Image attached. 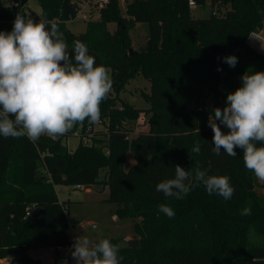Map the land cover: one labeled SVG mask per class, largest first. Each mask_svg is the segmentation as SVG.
<instances>
[{
    "label": "trees",
    "instance_id": "obj_1",
    "mask_svg": "<svg viewBox=\"0 0 264 264\" xmlns=\"http://www.w3.org/2000/svg\"><path fill=\"white\" fill-rule=\"evenodd\" d=\"M10 1L14 5L0 9V31H11L17 13L28 17L29 0L24 7V0ZM36 1L43 19L58 24L70 52L79 40L96 64L108 68L113 88L100 106L103 128L85 121L63 136H41L35 143L26 137H0V260H5L0 264H29L37 247H48L53 254L72 248L68 204L55 187L96 183L108 186L109 199L132 218L141 236L138 246L104 237L120 246L121 264H264V241L252 235L264 236V197L253 192L245 196L249 171L242 151L216 155L208 126L212 109L225 106L245 72L264 71V54L248 43L251 32L264 29V0H230L223 15L216 14V0H210L212 11L204 18L192 14L189 0H132L126 6L130 26L119 0H110L79 34L66 25L77 18L78 0ZM134 23L146 24L148 34L132 55ZM229 55L238 58L234 68L224 61ZM140 75L151 83L150 92H144L148 109L121 97ZM142 113L148 130L132 135L131 122ZM78 129L93 133L92 144L81 141L70 150L66 140ZM197 143L199 154L191 152ZM129 150L135 163L126 169ZM17 164L21 174L12 172ZM175 165L229 176L234 195L228 200L209 195L201 184L182 200L165 197L156 185L173 178ZM103 171L105 179L99 180ZM160 204L172 207L174 217L161 213ZM245 207L250 215L240 214Z\"/></svg>",
    "mask_w": 264,
    "mask_h": 264
},
{
    "label": "clouds",
    "instance_id": "obj_2",
    "mask_svg": "<svg viewBox=\"0 0 264 264\" xmlns=\"http://www.w3.org/2000/svg\"><path fill=\"white\" fill-rule=\"evenodd\" d=\"M260 41L264 48V40ZM224 61L234 68L238 58L229 55ZM240 79L241 86L227 94L225 106L213 108L209 115L213 152L236 156L237 149L241 150L245 168L264 182V71L245 72ZM112 88L108 68L96 64L79 40L70 52L54 21L17 13L11 31H0V137H26L35 143L41 136H63L85 121L98 124L100 106ZM200 151L199 143L191 149L195 154ZM201 184L209 195L225 200L235 192L227 175H209L199 166L189 171L179 165L173 178L159 182L156 191L182 200ZM159 211L168 218L175 215L167 204H160ZM240 214L250 215V207ZM72 249L76 264H121L120 246L107 238L94 243L80 235Z\"/></svg>",
    "mask_w": 264,
    "mask_h": 264
},
{
    "label": "rangeland",
    "instance_id": "obj_3",
    "mask_svg": "<svg viewBox=\"0 0 264 264\" xmlns=\"http://www.w3.org/2000/svg\"><path fill=\"white\" fill-rule=\"evenodd\" d=\"M132 0H119L121 13L126 18L127 25L132 24V20L127 16L126 6ZM10 0H0V9L5 6H11ZM231 7L230 0H216V14L223 15ZM212 11L211 1L206 0L204 4H197L192 8V14L198 18L210 16ZM93 18L98 10L93 9ZM26 13L32 19H43L42 8L36 0H29ZM67 27L75 34L82 33L87 28V21L81 17H77L67 22ZM134 50H139L146 41L148 29L146 24L134 23L130 29ZM264 35V29L261 31ZM263 48L260 47V50ZM259 50V49H258ZM151 90V83L143 76H137L132 79L122 92L121 97L129 103L135 105L139 109H148L150 103L147 100L144 92L149 93ZM145 115L142 113L137 121L131 122L134 128V134L138 130H148V125L143 122ZM99 128H103L101 123L97 124ZM70 150H74L79 144V135L74 132L70 134L66 140ZM135 163V158L132 150L127 154V163L125 168H130ZM13 173H22V167L17 164L12 169ZM250 172V171H249ZM248 172V177L245 182V196L248 192H253L256 195L264 197V182L259 181L253 172ZM105 179V171L99 175V180ZM56 192L61 201H66L69 204V236L70 239L75 240L76 237L82 235L87 236L94 243L106 236L121 238L125 241L126 238H137L140 240L141 236L137 235L133 220L130 216L122 214L118 210V205L109 199V188L101 183H96L91 187L84 186L76 187L73 185H57ZM89 221L90 224L82 225V222ZM92 224H95L94 227ZM253 237L257 241H264V236L253 232ZM73 249L69 247L62 248L60 253L51 254L48 247H37L31 252V261L29 264H76V261L71 256ZM35 255V256H34ZM38 259V260H37ZM5 260L1 259L0 263Z\"/></svg>",
    "mask_w": 264,
    "mask_h": 264
},
{
    "label": "built area",
    "instance_id": "obj_4",
    "mask_svg": "<svg viewBox=\"0 0 264 264\" xmlns=\"http://www.w3.org/2000/svg\"><path fill=\"white\" fill-rule=\"evenodd\" d=\"M110 0H78V6H77V17H81L85 21H90L93 19V9L98 10L99 8H102L106 6ZM191 8L196 7L197 3L195 0H189ZM11 5H14L13 3ZM17 5V4H16ZM255 37V38H253ZM264 40V37L261 33L253 31L251 32L249 38H248V43L252 48L259 49L261 47V41ZM261 52V51H260ZM147 118L146 116L143 117V122H146ZM101 122V121H100ZM99 122V123H100ZM75 134L79 135V143L83 141L84 144H92V137L94 136L92 132H86L82 133L80 129L76 130L74 132ZM68 207L65 206V209ZM90 224L89 221H84L82 222V225ZM94 227L96 226L95 224H92ZM51 253L53 251L51 250Z\"/></svg>",
    "mask_w": 264,
    "mask_h": 264
},
{
    "label": "water",
    "instance_id": "obj_5",
    "mask_svg": "<svg viewBox=\"0 0 264 264\" xmlns=\"http://www.w3.org/2000/svg\"><path fill=\"white\" fill-rule=\"evenodd\" d=\"M27 0H24L23 2H21V7H24V5H25V2H26ZM137 53V51L136 50H134L132 47L130 48V54H136ZM125 241H126V243L129 245V246H138L139 245V239H137V238H126L125 239Z\"/></svg>",
    "mask_w": 264,
    "mask_h": 264
},
{
    "label": "crops",
    "instance_id": "obj_6",
    "mask_svg": "<svg viewBox=\"0 0 264 264\" xmlns=\"http://www.w3.org/2000/svg\"><path fill=\"white\" fill-rule=\"evenodd\" d=\"M263 37H264V35H263ZM261 51V53H263L264 54V48L262 49V50H260ZM69 204H68V212H70V209H69ZM49 249V248H48ZM49 252L51 253V250L49 249ZM52 254V253H51ZM35 256V255H34ZM38 260V259H37Z\"/></svg>",
    "mask_w": 264,
    "mask_h": 264
}]
</instances>
